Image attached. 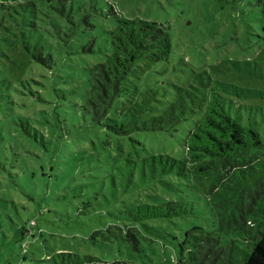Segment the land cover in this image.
<instances>
[{
    "label": "rangeland",
    "instance_id": "rangeland-1",
    "mask_svg": "<svg viewBox=\"0 0 264 264\" xmlns=\"http://www.w3.org/2000/svg\"><path fill=\"white\" fill-rule=\"evenodd\" d=\"M75 3L78 27L84 29L82 35H95L98 53L83 54L85 62L74 55L70 61L67 50H62L55 69L66 73L70 69L75 77L65 84L53 81L51 71L34 58L38 49L47 56L57 46L58 32L51 22L42 23L49 21L47 15L12 12L13 17L0 25V30L4 23L19 25L15 45H6L7 32L4 36L0 31V264H51L55 252L88 254L105 261L179 264L182 235L191 234L187 246L194 249V244L206 238L222 243L235 238L237 234L224 230L216 219L201 188H186L174 179L171 183L177 191L171 192L145 175L144 157L158 153L184 156L179 139L139 131L134 137L142 145H137L102 126L88 128L91 118L83 109V93L88 85L85 66L101 62L108 49V30L116 23L112 9L120 16L157 22L170 32L173 52L169 62H142L132 74L142 92L149 91V86L160 94L169 89L162 98L167 102L175 96L176 87L194 83L195 73L202 70L230 86L253 87L232 65V61L252 60L247 68L253 72L255 61L264 65V39L245 28L257 25L260 29L249 14L251 0ZM97 9L103 13L98 10L97 14ZM87 16L94 28L83 21ZM258 34L264 37V31ZM76 87V93L67 91ZM236 90L242 92L239 87ZM240 103L259 105L264 99L241 98ZM21 118L34 127L29 137L18 128ZM191 125L188 120L183 128ZM169 198L184 201V216L133 221L131 214L137 206L160 205ZM119 228L137 231L136 239L116 236L121 233Z\"/></svg>",
    "mask_w": 264,
    "mask_h": 264
},
{
    "label": "trees",
    "instance_id": "trees-1",
    "mask_svg": "<svg viewBox=\"0 0 264 264\" xmlns=\"http://www.w3.org/2000/svg\"><path fill=\"white\" fill-rule=\"evenodd\" d=\"M250 5L252 11L249 14L256 18L254 21L260 29L257 25L245 28L264 39L258 34L264 31V0H251ZM98 10L103 13L102 9H97V14ZM21 11L26 14L36 11L40 17L47 15L49 21L43 19L42 23L51 22L58 32L57 46H53L47 56L42 49L34 55L35 60L46 65L54 75L53 81L62 80L65 84L69 81L66 79L75 78L70 69L66 68L67 73L55 69L62 50H67L70 61L74 55L85 62L83 54L98 53L95 35H82L84 29L78 27L75 0H0V25L8 16L13 17L12 12L18 14ZM111 11L116 23L108 30L105 56L101 62L85 66L89 70L83 109L91 118L87 127L102 126L108 133L116 137L127 136L137 145L141 143L134 134L139 131L161 132L179 139L184 156L158 153L144 157L145 175L169 187L171 192L177 191L171 183L174 179H180L186 188H201L224 230L237 234L223 243L217 238L199 240L194 244L196 249L187 246L191 234L182 235L178 244L179 264H264V104L240 103L241 98L264 99V65L255 61L257 69L253 72L247 68L252 60L232 61L238 76L251 82L253 87L243 83L230 86L218 75L214 78L212 72L202 70L195 73L194 83L176 87L173 99L163 101L169 89L160 94L149 86V91L142 92L132 74L142 62H169L173 52L170 32L157 22L127 18L114 9ZM83 21L95 27L89 23V16ZM18 26L4 23L0 31L7 32L6 45L16 44ZM52 39L56 36L52 35ZM254 44L262 47L260 42ZM51 87L53 91L58 89L53 83ZM238 87L242 92L236 90ZM76 89L67 91L76 93ZM111 110L120 118H115ZM188 120L193 125L183 128ZM17 125L26 136L32 134L34 127L27 119L21 118ZM184 214V201L169 198L160 205H139L131 217L134 222H144L173 219ZM119 229L121 233H115L116 236L136 239L137 231ZM25 249L26 245L23 246ZM50 263L137 264L120 259L105 261L73 252H55Z\"/></svg>",
    "mask_w": 264,
    "mask_h": 264
}]
</instances>
